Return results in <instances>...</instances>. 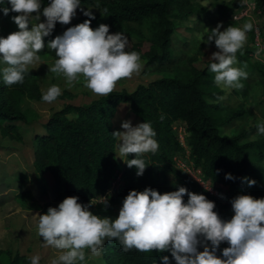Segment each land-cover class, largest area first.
Segmentation results:
<instances>
[{
	"label": "trees",
	"instance_id": "16d2710c",
	"mask_svg": "<svg viewBox=\"0 0 264 264\" xmlns=\"http://www.w3.org/2000/svg\"><path fill=\"white\" fill-rule=\"evenodd\" d=\"M49 2L42 0L41 9ZM197 2L80 0L81 4L99 7V12L94 13L95 19L91 20L93 29L100 24H107L110 33H124L129 38L126 50L137 51L145 59L142 73L158 70L163 75L147 83L139 82L132 90L115 89L107 97L98 96L86 103L65 102L44 121V131L35 133L33 137L32 164L37 173H49L52 195L59 203L68 196H77L78 202L87 204L105 195L109 199L106 210L99 204L93 206V213L103 217L110 216L113 206L117 202L123 203L132 189L143 191L151 187L164 193L183 186L191 192L204 194L215 202L214 210L222 219H231L227 212L232 208L231 200L239 195L235 190L243 189L242 178L251 171L263 170L255 162L256 159L264 158V135L247 138L249 128L221 133L220 128L242 115L244 107L225 109L220 102L218 97L222 96L223 90L216 86L214 73L209 71L213 61L201 63L198 56L188 55L182 60V65L177 64L178 57H174L172 52V46L178 40L176 21H182L199 11L201 7ZM237 4L238 0L236 5L229 2L213 3L209 9L216 15L214 20H218L229 17V12ZM3 7L11 8L9 0L0 2V17L8 21L10 31H13L17 25L12 16L17 13L10 11L8 15H3ZM86 19L89 17L82 18L80 23ZM48 37H44L45 44ZM46 47L47 44L40 53H44ZM242 50L243 53L238 52V58L241 63L249 64L248 51L254 50V47H244ZM253 67L260 70L264 83V65L252 62L250 68ZM25 96L36 99L42 97L33 70L25 74L23 83L10 87L4 84L3 76H0V125L3 133L12 138H21L19 131L11 133L17 122L29 123L37 116L33 108L22 107ZM120 102H127L130 111L140 122H151L157 133L155 139L159 148L156 153L144 155L148 166L142 176L136 175L135 167L127 166L121 172L119 189L113 194H105L111 178L119 171L115 155L117 137L112 133L115 131L113 115ZM162 114L163 120L160 119ZM175 119L186 123V147L173 134L172 122ZM174 155L181 157L193 169L198 168L205 179L219 186L223 190L221 197L205 190L187 170L178 167L174 163ZM132 158L134 155L130 154L129 159ZM227 173H231L235 179H226ZM41 190L45 194L48 187H42ZM18 196L35 200L28 187L20 191ZM187 199L185 196V202ZM222 243L228 246L226 242ZM102 249L104 255L114 258L119 264H163V256H168L170 264H175L170 252L142 253L135 249L125 252L116 239L106 240ZM0 251L6 254L7 264H21L24 261L16 240L0 247Z\"/></svg>",
	"mask_w": 264,
	"mask_h": 264
},
{
	"label": "clouds",
	"instance_id": "9594fccd",
	"mask_svg": "<svg viewBox=\"0 0 264 264\" xmlns=\"http://www.w3.org/2000/svg\"><path fill=\"white\" fill-rule=\"evenodd\" d=\"M9 3L11 8L3 7V15L10 11L17 13L12 20L19 30L0 36V65H3L0 72L4 84L10 87L24 82L30 66L40 60L38 53L46 45L43 38L53 32L57 22L70 24L81 3L80 0H50L42 9L46 18L43 22L40 20L42 0H9ZM83 14L89 19L68 27L62 35L47 42L57 57L48 71L62 75L69 88L83 78L84 87L97 96L107 97L119 81L140 74L141 54L127 51L128 36L119 31L110 33L109 25L100 24L93 29L90 25L95 16L91 9ZM221 26L218 23L212 28L206 41L202 38L209 44L214 40L218 49L211 54L213 62L209 71L215 74L214 82L222 90H240L244 87L242 80L249 73L245 70L247 64L236 66L237 53L246 45L247 33L253 30L254 23L250 20L239 27L230 25L223 31ZM261 51L264 49L257 50V58ZM61 94L60 86L54 84L42 95V100L52 103ZM160 119H164L163 114ZM121 127L124 131L112 133L120 141L119 157L129 168H136L137 176H142L148 166L144 155L158 151L157 133L151 122L133 126L130 120H124ZM256 127L257 134L264 135V122H258ZM129 154L134 158L126 159ZM225 178L235 179L231 173ZM242 179L249 187L256 183L248 177ZM202 184L205 190H211L212 186ZM78 201L77 196H68L58 207L50 206L46 213L39 215L38 235L59 252L51 264H82L86 250L98 254L105 241L112 239L125 252L132 249L142 253L170 252L175 264H264V198L237 195L231 200L234 215L228 220L214 210V201L183 186L164 193L151 187L143 191L132 189L114 219L90 211L91 205L96 204L106 210L108 197L90 200L89 204ZM222 242L228 246L223 248L222 255H217ZM40 259L34 255L30 257V264H40ZM162 260L163 264H170L168 256Z\"/></svg>",
	"mask_w": 264,
	"mask_h": 264
},
{
	"label": "rangeland",
	"instance_id": "374dc122",
	"mask_svg": "<svg viewBox=\"0 0 264 264\" xmlns=\"http://www.w3.org/2000/svg\"><path fill=\"white\" fill-rule=\"evenodd\" d=\"M201 7L199 11H196L188 15L184 20H177V41L174 42L172 52L174 57L177 56V64L182 65V60L188 55L198 56L199 62L211 60V54L218 49L215 46L214 40L209 43H204L207 40V35L212 28H215L220 23L221 31L228 26H242L248 21H252L259 26L260 39L263 43L260 49H264V0H255L256 6L252 11L251 17L245 18H233L232 16L217 18L215 14L209 9L213 3H225L229 2L232 5H236L237 0H197ZM47 6V5H46ZM91 9L92 13L99 12V7L96 5L80 4L76 10V15L68 25H62L59 22L56 23L53 32L49 35V40H46V44L51 39H54L57 35H62L63 32L71 26L80 23V20L85 16L83 13L86 10ZM233 11V10H231ZM230 11V13H231ZM35 15V13L33 14ZM46 18L42 14L40 20L43 22ZM35 22V20L33 21ZM31 27V25H29ZM18 26L13 31H10V24L8 21L1 19L0 17V36H7L9 33L18 31ZM253 34V37L252 35ZM247 43L244 47L252 48L254 50L248 51V57L250 63H241L238 58L237 67H242L247 64L245 69L249 72L248 78L242 83L245 85L240 90L236 89H223L220 102L224 105L225 109H232L238 106H243L245 111L242 115L236 116L233 120L228 122L224 127L220 128L221 133H232L242 128H249L247 138H258L262 135L257 134V123L264 122V83H262L260 70L253 67L250 68L252 62L264 65V51L260 52L259 58H257V50L254 44V32L247 33ZM44 39V38H43ZM45 40V39H44ZM44 53H38L40 60L35 65L30 66L36 74L37 81L40 86L41 94L43 95L47 89L52 85H59L62 89V94L52 103H47L40 99L31 98L25 96L22 100V107H31L37 112V116L29 123L17 122V126L11 133L19 131L21 138H12L3 133L0 125V247H4L11 244L13 240H16V244L19 245V250L23 254L24 261L21 264H30V257L39 255L41 257L40 264H51V261L59 255V252L48 246L43 237L38 235V221L39 215L47 212V209L51 207H58L59 202L54 199L52 195L51 185L52 179L48 172L37 173L32 164L33 158V145L34 134L44 131L43 123L50 116V114L60 107L65 102H71L75 104H81L89 102L91 99L98 97L93 94L89 89L84 87L83 78L81 82L75 83L72 87H66L65 78L62 75H57L48 71V66L54 64L55 53L53 50L46 47ZM243 53V50L240 51ZM141 61L144 63L145 59L141 56ZM3 65H0L2 68ZM264 68V67H263ZM166 74H172L170 71H164ZM163 75L162 72L150 71L139 75H133L130 79H123L118 82L115 89L125 88L132 90L139 82L147 83L150 80ZM0 76L2 72H0ZM215 76V74H214ZM220 88V87H219ZM221 89V88H220ZM124 120H130L133 126L141 123L140 120L130 111L127 102H120L116 106L115 113L113 115V128L115 131H124L121 127V123ZM253 126V127H252ZM252 127V128H251ZM119 138H117L115 144V155L117 158V166L119 172H123L126 169L127 164L122 158L119 157ZM130 156V154H129ZM125 157L126 159H129ZM257 164L262 166L263 170H255L249 172L246 176L249 179L256 181L255 185L249 187L246 182H242L243 189L235 190L236 194H250L255 198H264V158L256 159ZM122 176H120V181ZM28 187L34 194L35 200L24 199L18 194L20 191ZM42 187L47 188V193L42 192ZM101 198H94L92 200H100ZM26 201L27 203H25ZM29 202V203H28ZM89 204V203H87ZM36 205V206H35ZM94 205H91L90 211L93 212ZM122 207V202H117L111 209V215L113 219L118 216L119 209ZM227 215L231 218L234 212L231 209L228 210ZM210 243V242H209ZM227 247L223 243L217 250V255H222L223 248ZM199 250H203L201 246ZM1 264H7L8 258L4 252L0 251ZM82 264H119L114 258L108 257L103 254V249L99 250L98 254H93L90 250H86V259ZM122 264V263H121Z\"/></svg>",
	"mask_w": 264,
	"mask_h": 264
},
{
	"label": "built area",
	"instance_id": "2783aa9c",
	"mask_svg": "<svg viewBox=\"0 0 264 264\" xmlns=\"http://www.w3.org/2000/svg\"><path fill=\"white\" fill-rule=\"evenodd\" d=\"M256 3L255 0H238L237 7L231 11L230 16L233 18L239 19V18H247L252 16V11L255 8ZM254 44L256 46L255 50H258L262 47V41L260 39V29L259 26L254 23ZM172 131L179 143L182 146L186 147V136L188 134V130L186 127V123L181 119H175L172 122ZM187 151V150H186ZM174 163L181 168H184L187 170L194 179L204 188V183L206 186L211 187V190L209 191L211 194H214L218 197H221V194L223 192L222 189L219 188L216 184H213L210 180L205 179L201 174L200 170L198 168L193 169L190 164H187L181 157L174 155ZM121 172H117L110 180L105 194H113L116 192L119 187L121 186L120 181ZM202 183H201V182ZM205 189V188H204ZM103 198L105 195L102 196Z\"/></svg>",
	"mask_w": 264,
	"mask_h": 264
},
{
	"label": "crops",
	"instance_id": "0c3cea01",
	"mask_svg": "<svg viewBox=\"0 0 264 264\" xmlns=\"http://www.w3.org/2000/svg\"><path fill=\"white\" fill-rule=\"evenodd\" d=\"M229 16H230V12H229Z\"/></svg>",
	"mask_w": 264,
	"mask_h": 264
}]
</instances>
